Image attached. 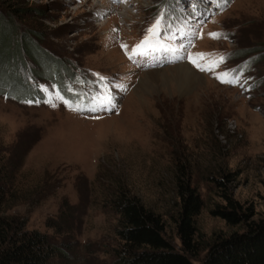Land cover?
<instances>
[{"label":"rangeland","instance_id":"374dc122","mask_svg":"<svg viewBox=\"0 0 264 264\" xmlns=\"http://www.w3.org/2000/svg\"><path fill=\"white\" fill-rule=\"evenodd\" d=\"M0 12L70 67L46 73L25 56L21 74L37 80L40 97L28 104L0 94V165L16 197L6 214L52 235L47 222L59 220L67 200L75 207L65 234L75 244L70 264H117L112 202L121 189L160 214L180 249L183 174L203 199L192 264L215 240L264 219V0H0ZM158 18L157 48L129 59ZM189 56L216 66L201 71ZM180 65L204 78L180 90L169 70ZM156 70L168 77L142 84ZM225 71L238 83L216 79ZM225 190L248 214L244 222L214 213Z\"/></svg>","mask_w":264,"mask_h":264},{"label":"trees","instance_id":"16d2710c","mask_svg":"<svg viewBox=\"0 0 264 264\" xmlns=\"http://www.w3.org/2000/svg\"><path fill=\"white\" fill-rule=\"evenodd\" d=\"M33 35L30 32L18 34L13 19H7L0 12V94L20 101L40 97L37 80L32 75L21 74L25 56L36 59L37 62L34 61L41 64L46 73H55L60 67L69 71L67 63L48 55H45L48 60L40 63L38 60L44 59V51L36 45ZM23 92H30V98L16 95ZM12 177V173L0 165V264H70L75 244L68 242L65 234H70L72 229L70 211L75 207L64 201L62 209L65 210H61L59 220L47 222L54 230L52 235L29 229L26 217L6 214L16 198L11 190ZM179 178L181 202L177 230L181 248L177 249L167 237L160 214L121 189L112 202L119 215L117 233L122 243L117 264H192L190 257L200 249L195 219L203 207V199L192 186L189 174ZM219 183L223 187V183ZM222 197L226 205L218 207L214 213L230 224L244 222L248 214L242 211L241 204L227 190ZM201 264H264V219L248 222L242 232L215 240Z\"/></svg>","mask_w":264,"mask_h":264},{"label":"snow or ice","instance_id":"6c2138e0","mask_svg":"<svg viewBox=\"0 0 264 264\" xmlns=\"http://www.w3.org/2000/svg\"><path fill=\"white\" fill-rule=\"evenodd\" d=\"M160 24H161V19L158 18L147 29V34L144 36V38L131 49L130 53H127L129 56V59H132L133 56H136V55H146L149 51H154L157 48L159 42L156 41V37L159 35L158 29H159ZM209 35L215 37L217 34L209 33ZM121 47L127 49V45H121ZM197 56L200 60H203V54H197ZM189 59L201 71H211L216 66V64L213 63V64H210L208 67H202L201 63H199L197 59H192L191 56H189ZM220 59L222 61L223 57H221ZM216 79L220 80L221 83H227V84L238 83L237 78L235 76H230V73L227 71L223 72L222 74H217ZM61 99H62L63 104H65L66 106L68 107L72 106L70 101L63 99V98ZM24 102L28 104L33 103L32 100H26ZM106 102L111 103V97H107ZM52 106H55V105H52Z\"/></svg>","mask_w":264,"mask_h":264},{"label":"bare ground","instance_id":"6f19581e","mask_svg":"<svg viewBox=\"0 0 264 264\" xmlns=\"http://www.w3.org/2000/svg\"><path fill=\"white\" fill-rule=\"evenodd\" d=\"M169 70L174 74V79L178 81V87L182 91L194 87L199 82V80H202L204 78V77L202 78L201 75L195 74L190 70V68L184 65L175 66L174 68H171ZM165 71L166 70H156V71L148 72L145 78L142 80V84L151 82L152 80H154L156 77L158 78L159 76H162L163 78H167L168 74Z\"/></svg>","mask_w":264,"mask_h":264}]
</instances>
